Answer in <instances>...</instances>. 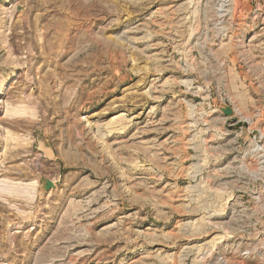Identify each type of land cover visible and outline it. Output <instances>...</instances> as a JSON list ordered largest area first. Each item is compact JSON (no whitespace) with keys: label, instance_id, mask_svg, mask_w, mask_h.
Wrapping results in <instances>:
<instances>
[{"label":"rangeland","instance_id":"1","mask_svg":"<svg viewBox=\"0 0 264 264\" xmlns=\"http://www.w3.org/2000/svg\"><path fill=\"white\" fill-rule=\"evenodd\" d=\"M0 264H264V0H0Z\"/></svg>","mask_w":264,"mask_h":264},{"label":"water","instance_id":"2","mask_svg":"<svg viewBox=\"0 0 264 264\" xmlns=\"http://www.w3.org/2000/svg\"><path fill=\"white\" fill-rule=\"evenodd\" d=\"M225 111H226L227 113H229L230 110H229V109H225Z\"/></svg>","mask_w":264,"mask_h":264},{"label":"bare ground","instance_id":"3","mask_svg":"<svg viewBox=\"0 0 264 264\" xmlns=\"http://www.w3.org/2000/svg\"><path fill=\"white\" fill-rule=\"evenodd\" d=\"M114 117H116V116H114ZM114 117H113V118H114Z\"/></svg>","mask_w":264,"mask_h":264}]
</instances>
